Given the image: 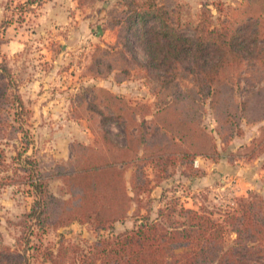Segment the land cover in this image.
Wrapping results in <instances>:
<instances>
[{"label":"trees","instance_id":"1","mask_svg":"<svg viewBox=\"0 0 264 264\" xmlns=\"http://www.w3.org/2000/svg\"><path fill=\"white\" fill-rule=\"evenodd\" d=\"M155 2L148 0L146 6L136 0L125 3L129 8L125 29L148 55L147 67L163 75L151 76L155 94L160 96L154 103L156 127L149 129L147 115L141 113L151 106L139 103L137 108L131 107L121 98H112L115 104L106 106L116 122L123 124L124 146L104 132L101 149L76 144L72 163L55 162L56 173H44L35 155H26L28 133L17 122L23 103L0 82V168H8L7 161L12 166V175L0 176V188L16 184L29 188L33 202L24 216L26 224L58 229L78 223L111 231L126 218L134 202L125 182L128 168L132 167L131 192L138 197L152 188L146 164L161 173L174 161L183 165L197 157L213 160L219 156L212 135L198 125L207 100L216 133L224 143L237 134L240 119L254 123L264 118V99L238 101L235 97L242 81L236 73L240 64L251 60L255 71L264 65V45L256 43L258 36L263 38L260 15L251 22L233 24L221 18L225 12L221 5L214 6L216 19L203 5L197 21L181 23L179 18H166ZM255 71L249 76L256 81L260 74ZM7 72L0 63V75ZM171 82L175 84L173 93L168 89ZM261 96L258 91L257 97ZM165 98L169 101L164 103ZM164 139L168 142L163 143ZM10 143L15 155L7 157L4 147ZM262 153L264 126L240 158L249 162ZM52 179L61 183L59 197L49 191ZM46 260L48 264H264V201L248 193L216 217L204 207L186 208L172 198L155 219L141 218L134 228L100 238L85 251L59 243L55 252L47 251ZM0 264L26 263L9 247H0Z\"/></svg>","mask_w":264,"mask_h":264},{"label":"rangeland","instance_id":"2","mask_svg":"<svg viewBox=\"0 0 264 264\" xmlns=\"http://www.w3.org/2000/svg\"><path fill=\"white\" fill-rule=\"evenodd\" d=\"M127 1L0 0V63L8 70L4 77L0 75V82L4 81L9 93L23 103L17 122L23 123L28 133L30 145L26 155H35L44 173L54 175L55 162L72 163L76 144L101 149L104 132L115 143L125 145L122 122H116L106 109L115 104L114 98H121L131 107L137 108L139 103L151 106L150 111L145 109L141 113L147 115L149 129L156 127L154 103L160 96L155 94L151 76L163 74L147 67L148 55L138 39L125 29ZM136 1L140 5L148 3ZM155 1L166 18H179L181 23L197 21L203 5L213 19L218 17L214 6L221 5L225 9L221 18L232 23L251 22L260 15L263 38L258 36L256 43L258 47L264 45V0ZM253 64L256 65L246 60L236 70L242 77L235 89L238 101L264 99V65L256 67L260 77L255 81L249 76V72L255 71ZM171 83L168 89L173 93L175 84ZM258 91H262L261 97H257ZM202 107L198 125L214 138L218 157H197L193 163L183 165L174 161L161 173L152 164H146L144 169L152 188L138 197L131 192L132 167L128 168L125 182L134 202L126 218L116 222L111 231L78 223L58 229L30 226L24 222L33 202L29 188L20 184L2 187L0 247H9L26 264H48L47 251L55 252L59 243L64 247L74 244L85 251L100 238L134 228L141 218L155 219L159 209L172 198H178L186 208L204 207L216 217L236 198L248 193L264 201V153L249 162L240 158L259 136L264 118L254 123L240 119L237 134L224 143L216 133L209 100ZM134 119L137 123L138 118ZM133 127L129 126L132 132ZM166 142L164 139L163 143ZM4 149L7 157L15 155L12 143ZM7 164L8 168H0V176L12 175V166L9 161ZM48 184L51 194L61 196L58 179Z\"/></svg>","mask_w":264,"mask_h":264}]
</instances>
